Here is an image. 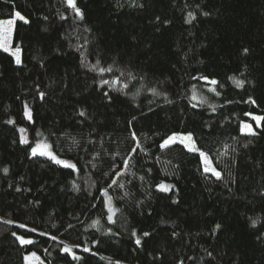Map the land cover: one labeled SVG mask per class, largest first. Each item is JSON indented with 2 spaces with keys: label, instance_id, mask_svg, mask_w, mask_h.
Here are the masks:
<instances>
[{
  "label": "trees",
  "instance_id": "obj_1",
  "mask_svg": "<svg viewBox=\"0 0 264 264\" xmlns=\"http://www.w3.org/2000/svg\"><path fill=\"white\" fill-rule=\"evenodd\" d=\"M77 3L84 20L65 0H0V18L20 11L30 20L13 37L23 64L0 52V264H25L30 251L48 264H264V122L257 136L242 131L245 113L264 115V0ZM97 61L113 71H91ZM176 131L193 133L221 179L198 153L159 147ZM39 139L80 171L31 156ZM133 230L152 235L138 248ZM65 241L80 246V259Z\"/></svg>",
  "mask_w": 264,
  "mask_h": 264
},
{
  "label": "snow or ice",
  "instance_id": "obj_2",
  "mask_svg": "<svg viewBox=\"0 0 264 264\" xmlns=\"http://www.w3.org/2000/svg\"><path fill=\"white\" fill-rule=\"evenodd\" d=\"M67 6L71 9H73V11L75 12V15L77 18H79V20H84L85 15H84V11L78 6L77 0H65ZM140 7H143V5H140ZM205 16L210 15V13L205 12L204 13ZM189 16L192 19H195V17L193 16L192 13H189ZM45 19H47V17H45ZM62 19H66V17H62ZM156 20L159 21L160 17H156ZM20 21L23 24H29L30 20L23 15L20 11H15L12 16L8 19H0V52L3 53H7L11 58L12 61L14 62V64L16 66H21L23 64V60H22V52L23 49L20 46H14L13 45V37L14 34L16 32V25L17 22ZM188 23L191 22V20L187 21ZM163 23H168L167 21H164ZM243 53L245 55H247L249 53V49L248 48H244L243 49ZM91 71H98L100 73L101 76H103V74L105 72H112L113 68L112 67H99V61H97L96 64L92 65L90 68ZM121 75H123V73H121ZM195 79V77H193ZM200 79L205 81L207 84L209 85H217L219 83L218 80L210 78L207 75H202L200 76ZM230 79H233L236 86L237 87H244L245 81L241 80V79H236L235 77H230ZM120 78L116 77L113 80H108V79H102L100 81V87H103L104 85H109V86H114L118 83H120ZM124 88H127V84L123 85ZM150 91L154 94V95H158L159 93L156 92L155 88L150 89ZM209 91L212 92H216L215 88H210ZM217 95H219L218 92H216ZM45 93L44 92H40L39 96L40 98L43 100L45 97ZM103 96L108 100L109 103L112 102V96L107 92H103ZM195 98V97H194ZM201 103H205L206 101L201 98L200 100ZM248 103H251L253 105H256V100L252 99L251 97H249V100L246 101ZM258 106V105H257ZM193 107H195V105H193ZM25 111H24V115L25 117L29 120L32 121L33 116H32V111L31 109L28 107L27 103H25L24 105ZM79 115L81 117L85 116V112L84 111H80ZM246 116H250L251 119L253 121H255L256 123V129H260L262 127V123L264 122V115H252L251 113H245ZM136 119V117H133L132 120L134 121ZM9 124L14 123V121L9 120L8 121ZM129 125H132V121H129ZM256 129L253 128L252 124L250 123H243L242 124V131H244L247 135L250 136H257L259 135V133L256 131ZM21 131H23V129H21ZM131 139L132 141L136 142L135 143V147H133L131 149V153L135 154L137 152L138 149L141 148L140 142L138 140L137 137V133L136 131H132L131 132ZM21 143H27V141L25 139H21L20 141ZM176 144H180L183 146V148L185 150H187L188 152H192V153H198L199 157L202 158V161L204 163V172L205 173H211L212 176H214L217 180L222 178V174L220 171H217V169L215 167L212 166L211 164V160L209 158V155L207 152L202 151L197 143H196V139L194 138V135L192 132H186V133H173L171 136L163 139L162 143L159 145V147L161 149H168L173 145ZM45 156L48 157L50 160H52L54 163L58 164V165H62L64 168L66 169H70L74 172H79L80 170L77 167L76 163L71 162L70 160H64V159H60L53 151H52V146L50 144H48L47 142H43L40 143L38 142L35 146L31 147V156L35 157V156ZM129 164V160H125L124 161V165L125 167H127ZM3 171L5 173L8 172L7 168H4ZM143 179V178H141ZM112 184L115 185L117 184L116 180L112 181ZM111 187V185L109 186ZM119 187L123 188L124 185L120 184ZM175 186L174 185H165V184H159L157 185V188L160 191L163 192H169L171 191ZM17 191H19V189H17ZM102 194L104 196H109L107 189H104ZM125 195H127V193H125ZM111 196H109V208L108 211L111 213H114V209L111 207ZM174 203H179L178 200H174ZM108 220L110 222L112 221V216H108ZM5 223H12V221H5ZM96 223H99L98 221ZM253 225H255V221H253ZM20 227H24V225H20ZM221 225L218 223L215 225V230H219L221 229ZM31 231H36L35 229H31ZM13 236H16V239L19 241V243L21 245H31L34 244L35 241L29 238H25L24 236H20L17 235L15 232L12 233ZM41 235H44V233H41ZM132 237H134V243L135 245L140 248L143 246V243L145 242V238H148L152 235L151 232L148 231H142L139 234H137V232L135 230H133V232L131 233ZM259 239V237H257ZM51 239L55 240L56 237L53 236L51 237ZM97 243V242H94ZM64 252L66 253H70L71 249L68 247H65L63 249ZM84 252H90L91 250L87 247L83 248ZM93 255H95V253H93ZM209 256H211V253H208ZM73 259H80L81 257L76 256L73 254ZM25 260L28 261V264H32V261L34 260H39V257L36 256V253H31L29 256L25 257ZM42 264V262H41ZM116 264H119V261L116 262ZM181 264H183V262L181 261Z\"/></svg>",
  "mask_w": 264,
  "mask_h": 264
},
{
  "label": "rangeland",
  "instance_id": "obj_3",
  "mask_svg": "<svg viewBox=\"0 0 264 264\" xmlns=\"http://www.w3.org/2000/svg\"><path fill=\"white\" fill-rule=\"evenodd\" d=\"M10 18V17H9ZM0 19H8V18H0ZM252 115H261V114H258V113H251ZM243 123H250V124H252V126H253V128L254 129H256V123H255V121H253L252 119H250V121H248V122H243ZM242 123V124H243ZM175 133H185V132H181V131H176ZM173 134V133H172ZM172 134H170L169 136H171ZM169 136H167V137H169ZM167 137H165V138H167ZM164 138V139H165ZM38 142H40V143H43V142H45L44 140H42V139H39V140H37L36 141V144L38 143ZM47 142V141H46ZM48 143V142H47ZM49 144V143H48ZM202 150V149H201ZM52 151L60 158V159H64V160H67V159H65V158H63L60 154H57L53 149H52ZM203 151V150H202ZM210 158V157H209ZM210 160H211V164H212V166L213 167H215L214 166V164H213V162H212V159L210 158ZM203 165H204V163H203ZM205 166V165H204ZM217 171H220V170H218L217 169ZM110 196V195H109ZM109 196H106V198H105V205L107 206V209L109 208V203H108V200H109ZM111 207L115 210L116 209V207H115V205H113V202H112V200H111ZM115 212V211H114ZM112 216V221L114 220V213H111V212H109L108 211V216ZM30 239V238H29ZM65 247H68V248H70L71 249V252H70V254L73 256V254L74 255H76V256H79V254H80V252H79V250H77L76 248L77 247H80L79 245H77V244H75V243H71V242H69V241H65V243H64V245H63V249L65 248ZM83 247H85V246H83ZM36 253V256L37 257H39V260H34V261H32V264H41V262H42V264H48V262H47V260H46V258H45V256L43 255V254H41V253H38V252H35V251H30L29 253H27L26 254V256H29L31 253ZM25 256V257H26ZM24 263L25 264H28V261H24ZM132 264H136V263H132Z\"/></svg>",
  "mask_w": 264,
  "mask_h": 264
},
{
  "label": "water",
  "instance_id": "obj_4",
  "mask_svg": "<svg viewBox=\"0 0 264 264\" xmlns=\"http://www.w3.org/2000/svg\"><path fill=\"white\" fill-rule=\"evenodd\" d=\"M32 115H33V113H32ZM25 118H26V117H25ZM26 120H27L28 122H30V123L33 124V119H32V121H29V120L26 118Z\"/></svg>",
  "mask_w": 264,
  "mask_h": 264
}]
</instances>
